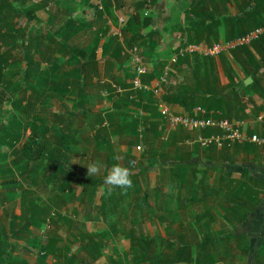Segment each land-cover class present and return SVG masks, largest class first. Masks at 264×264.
Returning a JSON list of instances; mask_svg holds the SVG:
<instances>
[{
  "label": "crops",
  "instance_id": "obj_1",
  "mask_svg": "<svg viewBox=\"0 0 264 264\" xmlns=\"http://www.w3.org/2000/svg\"><path fill=\"white\" fill-rule=\"evenodd\" d=\"M154 2L153 7L146 11L136 0H0L1 5L5 4L1 8L0 17L10 20L11 25L15 23L17 26H26L30 38L38 41L39 53L46 56L41 62L43 70L53 63L47 59L46 50L50 42L55 40L64 42L68 47L61 49L62 54H52L53 58H59L60 64H75L76 81L81 76L77 67L82 61L88 60V52L95 49L98 58V73L90 78L89 85L83 87L77 84L76 86L75 94H80L82 97L79 98V105H70L71 112L75 110L73 108H77V113L74 112L76 115L72 117V123L63 121L56 124L51 119L43 123L45 141L54 142L56 136L60 135L59 137L64 138L63 143L67 142L70 147L63 148L61 157L66 161L68 170H73L74 176L63 191L57 190L60 179L55 182H46L45 187L59 198V203L55 205L51 203L50 205L48 201L42 203L49 204L51 211L62 208L72 211L75 209L78 212L84 209L85 212V207H91V212L88 209L87 213L83 212L85 217L83 216L82 221L88 222L94 216L101 214L99 209L104 193V188L100 187L101 182L89 184L90 180L96 176L104 180V176L112 165L121 163L130 167V163L137 160L138 165L133 175L137 202H146L150 196L162 201V207L152 208L153 211L159 209L154 219L162 224L163 231H168L170 224H173L172 221H165L163 214L165 210L172 211L176 208L187 212L196 208L198 204L205 208L202 209L203 215L211 227L214 224L221 225V222L226 224V229L212 227L213 230H210L209 235L202 240H225L226 254L229 256L234 253L243 254L248 242L260 238V245L264 238V185L250 186L251 191H260L263 195L259 205L252 208L249 213L250 206L253 204L246 206L242 201L229 202L226 199L227 173H230L235 180L256 177L264 183V146L244 141L228 145L227 148L204 149L196 147V143L191 145L187 143L188 139L194 138V132H187L188 130L183 127L171 129L168 125L161 137L155 138L154 143L157 150L163 149L165 152L163 156L170 163L162 164L163 160H159L152 165L150 159H147L149 152L147 144L143 141L134 143L131 133L118 132V125L125 120L124 115L129 114L133 118L142 119L146 115L145 112L132 104H126L127 111L116 110L113 105L123 96V87L131 85L133 66L123 52L128 42L140 41V39L137 40V33L146 35L152 29H158L160 40L155 52L161 50L172 52L175 47L186 42L191 29L188 17L192 19L200 17L198 20H202L203 30L197 38L200 41L199 44L211 45L226 42L243 35L246 28L243 23L244 14L249 2L253 8L258 6L252 10L253 17L264 22V0H154ZM136 14L141 17L151 15L152 18L146 20L149 22L148 25H142V20L130 24L125 28L126 30L124 29L123 36L119 37L117 35L118 16L123 15L129 19ZM253 20L256 19H251L250 23H253ZM7 28V22L0 21V35ZM56 35L58 37L55 39ZM118 40L123 45V51L122 55L116 58ZM85 53L87 54L83 55ZM39 58L40 55L37 57L38 61H40ZM145 61L152 70L153 62L146 59ZM175 69L177 79L171 86H165L164 92H177L181 83H188L193 91L198 90V97L212 96L214 104L219 107L218 110L222 111V115L223 111H226V114H230L231 120L241 122L247 134L257 133L264 137V120L258 119L264 109V35L249 45L224 52L217 57L194 56L176 66ZM59 75L61 78L63 73ZM70 78L74 80L73 76ZM50 79H55V75H52ZM155 82L156 79L153 80V84ZM114 85L117 86L115 87L117 92L112 88ZM169 105L176 113H188L184 106ZM81 109H85L86 114L77 115ZM59 113L61 116L65 115L66 119L71 115L69 112ZM160 126H163V122ZM141 129L142 127L139 131ZM167 142L169 146H163ZM184 144L189 146L187 151L191 149L190 153H194V156L185 161V165L188 164L187 167L176 168L174 164L176 165L177 157ZM117 156L119 160L116 159ZM94 162L101 164V172L90 177L87 174V165ZM169 164L172 165L169 166ZM243 188L247 191L249 187ZM87 190H91L90 193L94 190L97 194L93 197L85 196L84 193ZM213 190H219L220 195L211 196ZM116 191L121 197V202L124 193L125 197L127 195V198H130L129 189L121 192V189L117 188ZM236 191L243 192L239 187H236ZM222 193L225 194L223 198ZM53 194L50 200L55 203L56 197ZM194 197L199 200H194ZM28 199L29 207L32 203ZM63 199L66 200L65 205L61 204ZM132 204L133 201L130 202L131 206ZM119 205L110 214L122 221L123 217L119 216L124 211V207L123 203ZM206 205H210L207 209L214 206L215 211L207 213ZM229 206L232 207L231 210L235 209L230 212V215L226 212ZM13 207L14 210L12 208V211L3 212L0 216V242L5 243V246L8 245L12 253L11 260L15 259V264H37L32 240L36 235L35 230L45 227L49 219L47 218V221L39 227L33 224L24 227V222L28 218L27 213L15 221L11 216V214L21 216L23 213L20 196ZM244 216H246L245 219ZM177 225L181 228L183 226L181 222H177ZM262 226L263 231H261ZM87 231L100 234L97 231ZM120 233L118 232L117 235ZM129 235L131 240L136 238L132 230L129 231ZM53 236L50 235L51 239L49 237L48 242L53 239ZM177 238L170 236L167 240L173 241ZM178 239L184 238L181 236ZM143 240L149 241L154 238ZM44 253L41 252V254Z\"/></svg>",
  "mask_w": 264,
  "mask_h": 264
},
{
  "label": "trees",
  "instance_id": "obj_2",
  "mask_svg": "<svg viewBox=\"0 0 264 264\" xmlns=\"http://www.w3.org/2000/svg\"><path fill=\"white\" fill-rule=\"evenodd\" d=\"M154 1V0H153ZM140 6L144 7L143 2H138ZM5 5V4H4ZM4 5L0 4V13L2 11V7ZM256 6L255 8H257ZM252 7L251 2L246 5V11L244 14V21L246 28L243 31V34L247 33L248 31L252 30L253 28L260 27L264 25V22L259 21L257 17H253L252 10L255 9ZM152 16L149 15L148 17H141L140 15L136 14L131 16L128 19L127 28L130 24H134L136 21L142 20V25H148L149 22L146 20L151 19ZM192 19L188 17L189 21L191 22V29L188 32L186 42L187 43H200L198 36L203 30V23L202 20ZM253 23H250L251 19ZM240 20V19H239ZM0 21H6L8 24L7 30L0 35V101L5 104V102H11L12 94L15 95L16 90L20 89L21 87L28 88L32 90V97L35 98V101L40 97L41 93L40 90H43L46 94V91L50 88L49 85L53 82L54 79H50L52 75L57 76V72L62 68L63 64L59 63V58L55 57L52 54H62L63 51L61 50L63 47H68L67 44L60 40L51 41L49 47L46 50L48 53V60L53 62L49 64L46 70L41 68V62L46 58V56H42L39 53V43L37 40L30 38L27 34V27L26 26H17V24L11 25V21L5 19V17H0ZM124 28V29H125ZM126 30V29H125ZM124 32V31H123ZM159 31L158 29H152L146 35H141L137 33V40L140 39L142 42L132 41L128 42L126 46H133L139 45L143 47V56L146 60L153 62V69L150 70L148 73L142 75L143 81L149 84H153V80L158 79L159 76L163 72V68L167 63L168 59L170 58L172 52H164L161 50L160 52H155L156 47L159 45ZM58 35L55 36V39ZM141 38H143L141 40ZM13 43L11 44V42ZM115 56L119 58L122 55L123 45L118 40V46L116 48ZM20 52L21 57L24 61H26V71L24 77H21L22 80L20 84L17 83L13 85L11 83L12 79H10V75H8V65L14 64L16 53ZM45 53V55H47ZM76 55V53L74 52ZM87 53L83 54L86 55ZM40 55L38 61L37 57ZM88 60L82 61L78 65V70L80 72V79L75 82L83 87H87L91 82V77L94 74L98 73V64H97V54L96 50L92 49L87 54ZM209 58V57H204ZM74 60V57H73ZM190 60L189 57L182 58L179 61V64H182L186 61ZM134 73L131 75L133 78ZM62 78V77H61ZM60 76L59 79L61 80ZM64 84H71L69 81L65 82ZM118 85V84H116ZM65 86V85H64ZM114 85L113 90L117 92V89ZM62 88V87H61ZM66 88V87H65ZM67 88L70 89L69 86ZM53 90V89H52ZM60 90V88H59ZM198 91V90H197ZM197 91H193V89L188 85V83H181L177 92H164L163 99L169 104H179L184 106L185 109L188 111L189 114L194 115V108L197 106L204 107L207 111H216L219 109L216 104L213 102V97L208 96H199ZM80 99L75 101V105H79ZM126 104H132L136 107H140L146 115L141 118H133L129 114L124 115L125 120L123 123L118 125V132L119 133H131L134 137L133 142H140L143 141L148 146V154L147 159H150L152 165L157 163L159 160H163L162 164L170 163L168 159H165L163 154V149L157 150V146L154 143L155 138H159L162 135V132L165 130V127H168V122L163 114L158 110L157 106V99L155 98L153 92L151 90H132L131 85H125L123 87V96L113 105L114 109H124L126 110ZM35 107V102H28L27 108L28 110L37 111L36 109L33 110ZM3 108L0 106V111ZM33 113V112H32ZM28 114L27 118L23 120L18 119L17 116H14V127L13 130L9 133L5 132V126L1 125V133H0V161H6L9 157L12 156V162L10 164H5L3 166L2 162H0V187L4 188L5 190L9 191L10 193H15L20 191V195L22 196V205H23V213L21 216L11 214L12 220H16L18 217H24L27 213L28 218L24 222V227L29 225H35L37 227L41 226L42 223L47 221L51 213V207L42 203V199L38 196H35L32 204L27 206V199L26 194L30 193L31 191L35 190L36 186L39 182H46L56 181L60 179V184L57 187V190L63 191L66 189L70 180L73 179L74 176L73 170H68L66 166V161L61 157L63 154V148H68L67 142L63 143V136L59 137L56 136L54 142L45 141V139L38 136V130L40 125H38L37 119L39 116L37 114ZM77 113V110H76ZM126 113V112H125ZM86 114L85 109H81L78 111V114ZM208 113L207 115H209ZM76 115V114H74ZM196 115V114H195ZM61 116V114H60ZM197 116V115H196ZM223 118L229 119L230 114H226V111H223ZM163 126H160L162 124ZM102 123V122H100ZM98 123V124H100ZM101 125V124H100ZM142 127L141 131L139 128ZM100 129V128H99ZM102 130V129H101ZM17 131V132H16ZM215 131V129H208L204 133L209 135ZM44 134V131H42ZM163 142V141H162ZM164 143V142H163ZM197 144V143H196ZM2 145L8 146L6 152L1 151ZM163 146H169V142L163 144ZM225 145L222 148H227ZM196 147H200L198 144ZM70 148V147H69ZM202 148V147H201ZM217 148L215 146H211L208 149ZM186 149V151H185ZM188 145L184 144L181 148L180 155L177 157V163L174 164L176 168H182L188 166L185 165V161L189 158L192 159L194 153H190L187 151ZM205 149V148H204ZM220 149V148H217ZM12 154V155H11ZM48 160H47V159ZM160 158V159H159ZM46 160V162H45ZM169 161V162H168ZM178 164V165H177ZM172 164H169V166ZM52 170V171H50ZM231 174L227 173L228 176V183L226 189L228 190L226 193L227 200L229 202H236L242 201L247 206L248 204H253L250 206V211L252 208H256L257 205L261 202L263 192L260 191H251L250 186L260 187L264 185V183L257 179L256 177H249L248 179L242 180H235L231 176ZM92 182L100 183L101 188H104L102 204L100 206V213L107 214L108 212H113L116 210L117 206L122 204L121 197L119 193L115 190L109 195L107 198V186L104 184V180L100 176H96L94 179H91L89 184ZM105 186V187H103ZM236 187H239L240 190L243 192H237ZM243 187H249L247 191H244ZM91 190L85 191V196L96 195L94 190L90 193ZM220 195V191H212L211 196L218 197ZM206 197V196H204ZM203 197V198H204ZM194 200H199V198L194 197ZM202 199V198H201ZM61 204H66V200L63 199ZM119 205V206H120ZM232 207L229 206V210L226 209L228 215L230 212L235 210H231ZM108 210V211H107ZM114 214V213H113ZM246 216L243 218L245 219ZM14 227V223L12 225V229ZM100 234L93 233L86 231L80 237L75 236L74 239L70 241L75 244L79 243L81 246L76 250L73 251L69 246L64 247L65 251V262L63 264H86L87 260L85 261L84 258L80 256L83 250H87L91 253V257L96 259L98 256L100 257L103 242H94L95 238H99ZM88 239L87 242H84V239ZM55 240H51V246L49 247L52 249V244ZM221 240L214 239V240H207L204 239L199 243L201 248H205L206 252H209L208 257L209 261L213 260L217 253L214 251L218 246V242L220 243ZM187 246H185L181 241L179 244V261H188L193 262L194 259L197 264H203V257L199 255L193 257L191 250H186ZM205 252V254H206ZM244 252L248 254L249 247H244ZM11 251H9L8 245L5 246V243L0 242V264H15V259L12 258L11 260ZM206 256V255H205ZM93 259V260H94ZM134 259V258H133ZM129 264H136L133 260L129 262ZM253 264H264V238L259 245L258 249L256 250L254 262Z\"/></svg>",
  "mask_w": 264,
  "mask_h": 264
},
{
  "label": "rangeland",
  "instance_id": "obj_3",
  "mask_svg": "<svg viewBox=\"0 0 264 264\" xmlns=\"http://www.w3.org/2000/svg\"><path fill=\"white\" fill-rule=\"evenodd\" d=\"M8 68V75H10L9 78L12 79L11 83L13 85L17 83L20 84V81L22 80L21 77H24L26 71V61L22 59L20 52L16 53L14 64L8 65ZM59 73H63L61 80L59 79ZM75 74V64H63L62 68L57 72L56 78L49 85L50 88L46 91V94L43 90H40L39 92L41 95L36 101L35 98L32 97V90L24 87L16 90L15 95L12 94L11 102H5V104H3V102L0 101V106L3 108L0 111V133L1 125L6 127V133L13 130L14 116L23 120L32 112V114H37L39 116L37 121L39 123L38 125H40L39 129H41V132L38 130V136L42 139L45 137L42 133L44 130L43 123L47 120L51 119L56 124L63 121L72 123V117L77 108H73V110H75L71 112L70 105L76 106L74 101H77L82 97L80 94H75L77 86V83L75 82ZM67 76L68 78H66ZM71 76L74 77V80H71ZM67 81L71 84H64ZM67 86H69L70 89L67 88ZM32 101L35 102V107L33 108V110H37L35 112L28 110L27 108L28 102ZM59 112H69L71 115L67 120L65 115L60 116ZM186 130H188L187 132L192 133V130ZM194 138L188 140H194ZM7 149L8 146L2 145V152H6ZM12 159L11 156L8 160L0 162H2L3 166H6L5 164H10ZM137 165V160H133L129 166L136 169ZM132 180L134 186L135 178L132 177ZM35 188V190L26 194V199L29 198V202H33V200L37 198L35 196H38L42 199V202L48 201L49 204L51 203L52 205L59 203V198L56 197L53 192L49 191L43 182H39ZM0 190H2L0 191V204L3 205V207L0 205L1 216L3 212H10L12 211V208L14 210L13 206L16 205L17 198L22 196L20 195V191H18V193H10L3 188ZM129 190L131 192L130 198L128 199L127 195L125 197L124 193L122 201L124 211H122V214L119 216L123 217L122 221L116 219V217L108 212L107 214L102 213L98 216H94V218L88 220V222H83L82 218L85 217L83 214L84 209L79 212L75 209H73V211L64 210L62 208L53 209L48 217L49 221L46 226L36 229V235L32 240V242H34V252L37 258V264H63L65 262L64 247L69 246L73 251H76L81 245L79 243L73 244L70 240L74 239L75 236L80 237L87 230L100 233L99 238H95L94 242H103V248L100 257L98 256L96 259L92 258L91 253L87 250H83L80 256L84 258L85 261L87 260L86 264H129L131 260L136 262V264H197L195 259L193 262L179 261L180 241L187 246V251L191 250L193 257L199 254L202 257L204 256L203 264H253L255 253L260 243V238L257 240H251L248 242V245L243 244L245 247H249L248 254L244 255L243 252V254L236 255L234 253L232 256L225 253L227 246L226 241H220V243L218 242L216 250L214 249L217 254L213 256V260L209 261V252H206L205 248L199 246L200 240L209 235L210 230H213L212 227H215L216 229H226L225 223L223 224V222H221V225L218 224L217 226L214 224L211 227L207 224L205 221L206 218L203 215L204 211L202 209L205 208L200 207V205L197 204L195 206L196 208L190 209L187 212L176 208L172 209V211L171 209L170 211L165 210V213H163L165 221H172L173 224H170L168 231H163L162 224L154 219V215L159 209L153 211L155 206L162 207V201L155 200L153 199V196H150L148 201L138 203L136 199L137 193L135 192L134 187ZM52 194L56 197L54 198L56 200L55 203H53V200H50ZM224 195L225 194L223 193L221 194L222 198ZM132 201L133 204L131 206L130 202ZM49 204L48 206L51 205ZM209 206L210 205H206V209L209 208ZM213 207L207 209L206 212L215 211V208ZM85 209L84 213H87V209L90 212L92 211L91 207H85ZM70 214L71 216H69ZM177 222L182 223V228L180 225H177ZM261 228V231H263V226ZM130 230H132L133 236L135 235L136 237L132 240L129 239V237H131L129 235ZM115 231L117 232L115 233ZM118 232L121 233L117 235ZM50 235H54L52 240H55L52 244V249L49 248L51 246L50 241L48 242ZM170 236H173L174 238H180L182 236L184 239L177 238L173 241L167 240V237L169 238ZM150 237H153L154 240H143ZM87 241L88 239H84V242ZM41 252L45 253L41 254ZM77 264H80V262H77Z\"/></svg>",
  "mask_w": 264,
  "mask_h": 264
},
{
  "label": "built area",
  "instance_id": "obj_4",
  "mask_svg": "<svg viewBox=\"0 0 264 264\" xmlns=\"http://www.w3.org/2000/svg\"><path fill=\"white\" fill-rule=\"evenodd\" d=\"M143 2L146 11H149L155 2L153 0H136ZM128 18L126 16H118L117 35L123 36L124 28L127 26ZM264 35V25L256 27L247 33L238 36L226 42L215 44H199V43H183L178 45L173 50L170 58L163 68L162 74L156 79L154 84H149L143 81L144 74L150 71L148 63L143 56L142 47L139 45L125 46L123 54L128 56L133 66V78L131 80L132 90H151L157 99L158 110L166 118L171 129L183 127L192 130L195 134L194 140H188L187 143H197L202 148L215 146L222 148L225 145H231L236 142L249 141L255 144L264 146V137L254 134H247L242 124L239 121L223 118L222 111H207L202 106L194 108V115L189 113H176L171 106L163 100V88L171 86L177 79V70L180 59L200 57H217L224 52L249 45L254 40L259 39ZM117 87V86H116ZM210 113L209 115H207ZM197 116H196V115ZM259 120H264V109L258 116ZM208 129H215L209 135L204 132ZM44 253V252H42Z\"/></svg>",
  "mask_w": 264,
  "mask_h": 264
},
{
  "label": "clouds",
  "instance_id": "obj_5",
  "mask_svg": "<svg viewBox=\"0 0 264 264\" xmlns=\"http://www.w3.org/2000/svg\"><path fill=\"white\" fill-rule=\"evenodd\" d=\"M18 7V5H14ZM119 160V157H116ZM101 164L99 162H94L87 165V174L90 177L100 174ZM134 169L128 166H125L121 163H116L107 171V174L104 176V184L107 186V192L109 195L113 190L119 188L126 192L128 189L133 187L132 177L134 175Z\"/></svg>",
  "mask_w": 264,
  "mask_h": 264
}]
</instances>
